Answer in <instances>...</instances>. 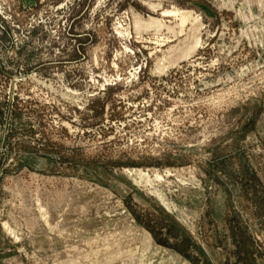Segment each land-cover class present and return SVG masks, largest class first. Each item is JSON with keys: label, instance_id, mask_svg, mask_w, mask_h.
Here are the masks:
<instances>
[{"label": "rangeland", "instance_id": "374dc122", "mask_svg": "<svg viewBox=\"0 0 264 264\" xmlns=\"http://www.w3.org/2000/svg\"><path fill=\"white\" fill-rule=\"evenodd\" d=\"M0 264H264V0H0Z\"/></svg>", "mask_w": 264, "mask_h": 264}, {"label": "bare ground", "instance_id": "6f19581e", "mask_svg": "<svg viewBox=\"0 0 264 264\" xmlns=\"http://www.w3.org/2000/svg\"><path fill=\"white\" fill-rule=\"evenodd\" d=\"M180 15V14H179ZM180 16H182V17H180L181 19V23H184L185 21H186V19L188 18V17H186L187 16V14H185V16H184V14L183 15H180ZM189 16V15H188ZM178 20V19H177ZM149 240V239H148ZM149 245V244H148Z\"/></svg>", "mask_w": 264, "mask_h": 264}]
</instances>
